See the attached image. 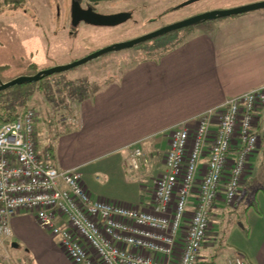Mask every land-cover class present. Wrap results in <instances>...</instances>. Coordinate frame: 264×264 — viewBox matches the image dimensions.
<instances>
[{
  "label": "built area",
  "instance_id": "1",
  "mask_svg": "<svg viewBox=\"0 0 264 264\" xmlns=\"http://www.w3.org/2000/svg\"><path fill=\"white\" fill-rule=\"evenodd\" d=\"M263 106L260 87L199 114L194 129L186 124L173 129L165 172L154 182L151 211L93 199L77 169L57 170L47 152L40 158L36 114L24 110L0 124V244L10 242L11 219L26 210L42 230L58 238L73 264H196L215 202L222 197L231 206L237 199L258 140L253 117ZM143 156L133 149L125 168L138 171ZM227 264L245 263L235 254Z\"/></svg>",
  "mask_w": 264,
  "mask_h": 264
},
{
  "label": "crops",
  "instance_id": "2",
  "mask_svg": "<svg viewBox=\"0 0 264 264\" xmlns=\"http://www.w3.org/2000/svg\"><path fill=\"white\" fill-rule=\"evenodd\" d=\"M260 87H264V8L193 29L170 50L140 58L78 102L71 119H62V129L49 143L43 142L39 156L43 158L50 147L53 167L59 171L77 169L84 190L93 199L151 211L154 182L165 172L172 130L180 124L194 129L199 114ZM216 125L215 120L212 132ZM252 132L258 136L256 150L248 160L241 185L252 181L258 163L264 162V106L254 114ZM36 138L35 128V144ZM133 149H140L144 155L138 171L125 168ZM235 153L233 147L228 169ZM109 159L113 162L106 164L110 171L119 167L130 173L125 177L124 193L116 191L113 196L91 181L92 176L107 173L100 168ZM106 179H110L108 174ZM195 198L196 193L191 205ZM221 198L212 213L220 204L225 205ZM10 227L13 236L8 245L17 244L11 247L18 252L16 258L12 256L14 264H73L58 238L42 230L32 212H19ZM250 253L255 264H264V233ZM235 254L246 257L241 251ZM205 256L199 252L196 263L210 264L209 255Z\"/></svg>",
  "mask_w": 264,
  "mask_h": 264
},
{
  "label": "rangeland",
  "instance_id": "3",
  "mask_svg": "<svg viewBox=\"0 0 264 264\" xmlns=\"http://www.w3.org/2000/svg\"><path fill=\"white\" fill-rule=\"evenodd\" d=\"M187 1L189 0H107L96 4L82 1L94 5L93 8L98 11L118 7L144 11L95 12L105 16L131 15L118 25L96 26L85 22L74 23L72 0H21L20 3H5L0 0V84L73 64L99 50L135 40L203 14L264 2L196 0L185 4ZM224 19L172 29L132 47L107 52L67 71L52 73L36 82L32 87L34 94L26 101L27 108L21 112L30 108L36 114L34 127L37 151L40 153L43 142L49 143L57 131L62 129V119L70 120L74 115L78 101L70 97V93L85 92V89L88 93H93L110 78H117L126 68L134 66L140 58L156 57L173 47L186 31ZM25 87L26 84L18 89ZM10 89L3 93L13 92ZM111 160L105 161L100 168L107 173H98L91 177V181L97 188L109 191L111 195H116V191L124 193L125 177L130 173L119 167L118 171H110L106 164L113 165ZM107 174L110 176L109 180L106 179ZM261 188H264L263 161L258 163L254 179L239 186L237 203L232 206L220 204L219 210L216 209L211 214L209 231L200 248L203 257L205 254L209 255L210 264H227L239 251L246 256L244 263L255 264L249 255L252 245L264 233V191ZM109 198L115 199L111 196ZM17 254V250L8 243L0 244L1 264H14L12 256L16 258Z\"/></svg>",
  "mask_w": 264,
  "mask_h": 264
},
{
  "label": "water",
  "instance_id": "4",
  "mask_svg": "<svg viewBox=\"0 0 264 264\" xmlns=\"http://www.w3.org/2000/svg\"><path fill=\"white\" fill-rule=\"evenodd\" d=\"M194 1H196V0H189L185 4H189V3H192ZM262 8H264V2L245 6V7H240V8H236V9H231V10H227V11H217V12H210L207 14H203V15L185 20L183 22L162 28L158 31L152 32L148 35L142 36V37L137 38L135 40L125 42V43L116 44V45L107 47L103 50H99V51L94 52L91 55L87 56L86 58L73 63V64L63 66V67H55V68H52V69H49L46 71L39 72L38 74L31 76V77H21V78H17L15 80H12L11 82H8V83L0 84V92L7 90V89H10V88L15 87V86L24 85L25 83H29V84L36 83V82L40 81L44 76H48L52 73H59V72L67 71L71 68L85 64L88 61L92 60L93 58L98 57L100 55H103L107 52L132 47L138 43H141L145 40L153 38L157 35L164 34V33L168 32L172 29H175V28H178L181 26H187V25H191V24L201 22V21L229 18L232 16H237V15L253 12V11H256V10H259ZM130 17H131L130 14H118V15H114V16H105V15L96 14L95 12H74L73 21H74V23L85 22L88 24L96 25V26H114V25H118V24L125 22ZM11 246L15 248V247H17V244L12 243Z\"/></svg>",
  "mask_w": 264,
  "mask_h": 264
},
{
  "label": "trees",
  "instance_id": "5",
  "mask_svg": "<svg viewBox=\"0 0 264 264\" xmlns=\"http://www.w3.org/2000/svg\"><path fill=\"white\" fill-rule=\"evenodd\" d=\"M4 1H5V3H20L21 2V0H4ZM82 1H88L90 3L96 4L98 2L107 1V0H72V3H76V2L79 3ZM232 17H234V16H232ZM205 22H208V21H201L198 23H205ZM205 25H207V24H205ZM182 27H186V26H181L178 28H182ZM192 30H193V28L186 31V33H184L180 37L181 39H179L176 42V44H174L173 47L179 45L181 43V41H184L192 33ZM173 47H170L165 51H168ZM44 77H46V76H44ZM25 84H26V87L23 89H18L19 87H22L23 85L22 86H15V87L11 88L13 91L11 93L8 91L4 92V93H3V91L0 92V124L10 122V121L18 118L22 114L21 110L27 108L26 101L28 100L29 97H31L34 94V89L32 87L35 83H32V84L25 83ZM78 88H81V87L78 86ZM11 89H10V91H11ZM69 95H70V97L77 99L78 102H80L84 99H87L89 97L88 96L89 93L86 91V89H85V92H79L78 91L77 94L70 93ZM47 152L50 154V147L47 148ZM211 214H212V212H211ZM211 214H210V216H211Z\"/></svg>",
  "mask_w": 264,
  "mask_h": 264
},
{
  "label": "flooded vegetation",
  "instance_id": "6",
  "mask_svg": "<svg viewBox=\"0 0 264 264\" xmlns=\"http://www.w3.org/2000/svg\"><path fill=\"white\" fill-rule=\"evenodd\" d=\"M93 6L83 2H79V3L76 2L73 4L71 12H144L143 10L138 8L127 9V8H119V7L112 8L107 11H98L97 9L93 8Z\"/></svg>",
  "mask_w": 264,
  "mask_h": 264
}]
</instances>
